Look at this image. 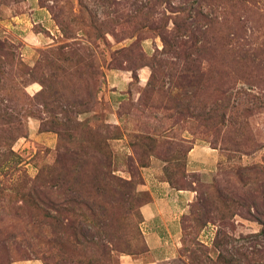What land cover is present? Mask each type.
<instances>
[{
    "label": "rangeland",
    "instance_id": "1",
    "mask_svg": "<svg viewBox=\"0 0 264 264\" xmlns=\"http://www.w3.org/2000/svg\"><path fill=\"white\" fill-rule=\"evenodd\" d=\"M161 184L152 264H264V0H0V264H150Z\"/></svg>",
    "mask_w": 264,
    "mask_h": 264
},
{
    "label": "crops",
    "instance_id": "2",
    "mask_svg": "<svg viewBox=\"0 0 264 264\" xmlns=\"http://www.w3.org/2000/svg\"><path fill=\"white\" fill-rule=\"evenodd\" d=\"M218 158L219 152L215 148L208 144H195L188 152V165L209 175ZM158 188L153 189L152 199L141 206L144 239L152 259L150 264L177 256L182 232L180 215L186 209L183 200L186 204L190 201L187 190L179 191L168 184H161ZM17 264H36V261L26 260Z\"/></svg>",
    "mask_w": 264,
    "mask_h": 264
},
{
    "label": "trees",
    "instance_id": "3",
    "mask_svg": "<svg viewBox=\"0 0 264 264\" xmlns=\"http://www.w3.org/2000/svg\"><path fill=\"white\" fill-rule=\"evenodd\" d=\"M146 243V242H145Z\"/></svg>",
    "mask_w": 264,
    "mask_h": 264
}]
</instances>
